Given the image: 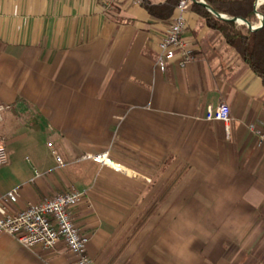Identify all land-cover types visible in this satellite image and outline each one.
I'll return each instance as SVG.
<instances>
[{"label":"crops","instance_id":"crops-1","mask_svg":"<svg viewBox=\"0 0 264 264\" xmlns=\"http://www.w3.org/2000/svg\"><path fill=\"white\" fill-rule=\"evenodd\" d=\"M185 17L192 60L160 72L171 18L129 0H0V138L20 159L47 137L63 161L1 166L0 197L19 194L8 214L75 189L71 219L93 264H264V143L249 131L264 125V88L217 31ZM220 103L227 124L205 119ZM104 152L116 165L85 157ZM71 259L62 241L0 234V264Z\"/></svg>","mask_w":264,"mask_h":264},{"label":"built area","instance_id":"built-area-1","mask_svg":"<svg viewBox=\"0 0 264 264\" xmlns=\"http://www.w3.org/2000/svg\"><path fill=\"white\" fill-rule=\"evenodd\" d=\"M129 2L132 5L142 4V0H129ZM199 2L203 1L180 0L176 5L170 23L158 43L156 67L160 72H164L170 62H175L179 68H183L191 62L192 49L183 40L186 28L185 15L193 4ZM258 4L259 7L262 5L260 2ZM205 119L227 124L230 119V108L226 103H220L215 108L209 107ZM249 131L255 134L259 143H264V125L261 128L250 125ZM48 146L51 147V144ZM52 154L58 165H63L62 159L56 156L53 151ZM85 157L101 165L112 164L107 152L89 154ZM7 163L6 145L0 138V167ZM39 176L40 174L35 171L34 177L30 181H34ZM84 193V191L72 189L35 203H29L24 209L8 214L5 204H14L19 197L18 190L11 189L0 197V234L12 236L26 247L37 244L44 249H52L62 241L72 256L67 264H93L87 255L88 238L80 233L71 219V210L82 201Z\"/></svg>","mask_w":264,"mask_h":264},{"label":"trees","instance_id":"trees-1","mask_svg":"<svg viewBox=\"0 0 264 264\" xmlns=\"http://www.w3.org/2000/svg\"><path fill=\"white\" fill-rule=\"evenodd\" d=\"M179 1L165 0L155 5L149 0H142L141 6L154 19L167 22ZM203 2L228 20L216 17L199 3L192 5V11L208 28L217 31L226 44L238 53L242 62L260 79L264 88V20L263 25L256 31H251L245 24L231 20L240 17L251 24L258 22L259 18L253 6L254 0H203ZM259 10L264 17V4L260 5Z\"/></svg>","mask_w":264,"mask_h":264},{"label":"rangeland","instance_id":"rangeland-1","mask_svg":"<svg viewBox=\"0 0 264 264\" xmlns=\"http://www.w3.org/2000/svg\"><path fill=\"white\" fill-rule=\"evenodd\" d=\"M203 1V0H202ZM259 22L254 23L253 25L256 26L258 25ZM241 24V23H238ZM1 120V117H0ZM0 129L4 130L7 129V126L4 123H0ZM49 139L47 137H41L39 138L38 141V145L35 148H31L29 150H26L25 152L21 153L22 156L19 158H17L16 156H9L8 158V163H7V168L11 167L13 168V170H21L23 168V166H28L29 168L32 166H38L39 164L37 163L38 159H42L44 160L47 164L53 165L55 156L51 154L52 148L47 147V141ZM51 144V143H49ZM20 150V146L19 145H15L13 144L11 147H9V151L8 154H10L11 152L16 153L17 151L19 152ZM22 158V159H21ZM53 162V163H52ZM9 165V166H8ZM15 168V169H14ZM35 174V173H34ZM179 181L177 182L176 185H178ZM174 199V205L175 203H177L178 205L182 203V201L184 200V196L182 195H175L173 196ZM176 205V206H178ZM175 206V207H176ZM177 212H175V210H173L172 212H167L166 217H173ZM154 215V216H153ZM155 217L156 219L159 218H164V211L162 210H158L156 212H142V217L141 218H148V217Z\"/></svg>","mask_w":264,"mask_h":264},{"label":"water","instance_id":"water-1","mask_svg":"<svg viewBox=\"0 0 264 264\" xmlns=\"http://www.w3.org/2000/svg\"><path fill=\"white\" fill-rule=\"evenodd\" d=\"M261 3L263 4L264 3V0H254L253 2V6H254V9H255V12L257 14V16L259 17L260 21H259V25L258 26H254L253 24L249 23L248 21L244 20L243 18H233L231 19L232 21L234 22H237V23H241V24H245L251 31H256L258 30L262 25H263V20H264V17L262 15V13L260 12L259 10V4L258 3ZM199 4H201L202 6H204L206 9H208L212 14H214L216 17L218 18H221V19H227L225 16L223 15H220L216 12H214L210 7H208L204 2H199Z\"/></svg>","mask_w":264,"mask_h":264},{"label":"bare ground","instance_id":"bare-ground-1","mask_svg":"<svg viewBox=\"0 0 264 264\" xmlns=\"http://www.w3.org/2000/svg\"><path fill=\"white\" fill-rule=\"evenodd\" d=\"M111 165H116V164L112 163Z\"/></svg>","mask_w":264,"mask_h":264}]
</instances>
